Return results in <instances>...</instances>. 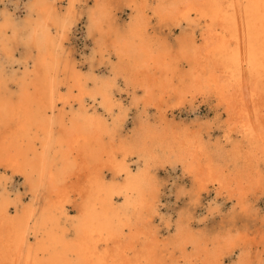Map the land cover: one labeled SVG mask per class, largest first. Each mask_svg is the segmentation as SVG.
<instances>
[{
	"label": "bare ground",
	"instance_id": "bare-ground-1",
	"mask_svg": "<svg viewBox=\"0 0 264 264\" xmlns=\"http://www.w3.org/2000/svg\"><path fill=\"white\" fill-rule=\"evenodd\" d=\"M82 20L96 62L68 48ZM185 26L176 48L155 32ZM122 92L144 116L131 132ZM198 96L221 140L176 123ZM168 167L254 226L163 222ZM1 170L27 193L0 174V264H264V0H0Z\"/></svg>",
	"mask_w": 264,
	"mask_h": 264
},
{
	"label": "rangeland",
	"instance_id": "rangeland-1",
	"mask_svg": "<svg viewBox=\"0 0 264 264\" xmlns=\"http://www.w3.org/2000/svg\"><path fill=\"white\" fill-rule=\"evenodd\" d=\"M90 4H92V2H90ZM128 13L129 10L125 9L124 12L120 14V20H127V16H129ZM84 23V20L78 23L77 27L74 29L73 36H71L68 47L70 49V53L72 52V56H74L77 61L83 64L88 63L90 60L94 62L97 61L94 55L95 44L91 37L87 36ZM159 29L157 27L155 29L157 35H160L159 38L173 46V48L178 46L179 42L177 41H180V39H183L186 36H182L183 33L188 34L192 32V30L187 26L173 30H169L166 27ZM121 99L124 102V105L128 108L129 112V117L125 128L127 131H134L140 124V120L144 119L143 113H141L140 109L133 108V106L131 107L129 104L130 97L124 94V92H122ZM216 103V100L212 97L204 98L202 96H198L193 106L186 104L182 109L177 108L175 109L173 116L175 117L176 121H180L176 123H180L185 126H191V128H201L206 130L210 126L211 140L212 142H215L216 139L221 140L222 134L225 132V121H222L225 119V115L222 109H218ZM136 109L140 112H137ZM151 113L153 114V110H150V114ZM215 114L219 115L215 116ZM136 115L138 116L135 117ZM236 138L238 140L240 139V137ZM225 148L227 149L228 145H225ZM3 172L4 171L1 170L0 174L4 177L3 179L6 182L5 187L9 189L10 194L12 196L19 194L20 196L23 195L22 197H25L27 192L26 188L24 187L23 179L19 176L11 177L10 172ZM160 176L162 181L161 214L163 222H166L167 219L175 221V219H177L179 216L183 218L184 216L185 218L190 216L189 219L194 223V226L197 228V230L205 232H210L211 230V235L218 233L221 234L234 224L240 225L241 223L247 224L248 222L250 226H254L255 222H252V217H245L243 214H241L234 203L231 202L226 196L216 198L213 190H211L209 194L204 193L201 199L196 201V197L193 196L194 185L191 183L190 179L182 173L179 167H177L175 170L168 167L167 169L160 172ZM11 181L13 182V185H11ZM28 199L29 197L26 198L25 201ZM254 203L256 205L254 209L257 211L258 216L260 217L264 215V195H261L260 199ZM211 209H213L214 214L209 213V210ZM72 213L74 212L72 211ZM160 227L161 229H164L165 224L160 222ZM165 235L169 236L170 233L165 232Z\"/></svg>",
	"mask_w": 264,
	"mask_h": 264
}]
</instances>
